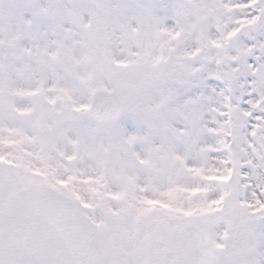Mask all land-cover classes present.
Segmentation results:
<instances>
[{
  "label": "rangeland",
  "instance_id": "rangeland-1",
  "mask_svg": "<svg viewBox=\"0 0 264 264\" xmlns=\"http://www.w3.org/2000/svg\"><path fill=\"white\" fill-rule=\"evenodd\" d=\"M0 8L7 10L3 4ZM248 23L245 19L241 26ZM24 43L19 35L0 36V227L7 230L23 215L33 229L30 244L38 248L40 264H77L37 204V196L40 199L47 186H53L77 198L85 214L99 223L110 264H158L165 259L167 264L174 257L179 264H255L261 232L246 239L252 224L257 227L251 231H260L257 221L250 224L247 217L264 216V175L253 161L264 151V117L250 130L246 121L248 112L264 111V89L256 87L264 79V62L252 70L254 75L246 70L228 74L229 97L235 88L250 91L249 82L260 95L250 101L249 109L228 97L224 119L209 126L197 107L198 98L185 100L179 90L156 87L158 68L166 58L159 64L125 58L116 66L107 57L76 56L69 49L37 66L24 58L29 51ZM246 54L241 50L238 56ZM115 89L125 99L118 120L104 125L87 117L81 122L63 119L71 109L85 112L95 92ZM239 112L241 120L234 122L236 147L226 151L227 128L233 124L227 115ZM230 153L238 154L237 167L246 156L242 163L252 165L251 170L247 166L240 171L232 185L213 181L229 175ZM11 161L17 166L11 167ZM8 170L23 176L22 203L7 202L10 190L1 181L20 185ZM52 180L57 185L50 184ZM61 182L71 183L65 187ZM203 194L208 198L203 200ZM235 203L246 217L232 219L229 205ZM161 216L165 218L159 239L151 225ZM227 224L245 237L238 242L240 235Z\"/></svg>",
  "mask_w": 264,
  "mask_h": 264
},
{
  "label": "snow or ice",
  "instance_id": "snow-or-ice-1",
  "mask_svg": "<svg viewBox=\"0 0 264 264\" xmlns=\"http://www.w3.org/2000/svg\"><path fill=\"white\" fill-rule=\"evenodd\" d=\"M0 36L19 35L33 65L52 62L69 49L76 56L95 53L116 66L125 58L159 64L156 87L179 90L185 100L198 98L209 126L224 119L229 76L249 75L264 62V0H0ZM250 23L241 26L243 20ZM247 50L244 56H238ZM175 77V79H174ZM238 101L249 109L260 95L246 85ZM256 87L264 89V79ZM237 103L235 99L231 101ZM217 108L220 111H217ZM264 111L247 113L251 129ZM244 131V129H242ZM264 132V128L260 129ZM264 175V151L253 156ZM252 165L248 166L251 170ZM255 264H264V216Z\"/></svg>",
  "mask_w": 264,
  "mask_h": 264
},
{
  "label": "water",
  "instance_id": "water-1",
  "mask_svg": "<svg viewBox=\"0 0 264 264\" xmlns=\"http://www.w3.org/2000/svg\"><path fill=\"white\" fill-rule=\"evenodd\" d=\"M90 107V114L93 117L109 120L115 118L120 112L123 104L122 97L114 93L99 94ZM122 100V101H121ZM71 115L76 116L75 113ZM56 212L66 211L67 216L61 219V230L66 241L79 257L81 264H105V259L99 249L93 231L85 220L79 217L78 213L67 204H57ZM88 257L84 256L87 255Z\"/></svg>",
  "mask_w": 264,
  "mask_h": 264
}]
</instances>
